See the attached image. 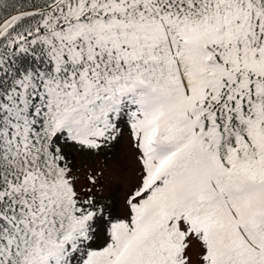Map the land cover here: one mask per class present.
I'll return each instance as SVG.
<instances>
[{"label":"snow or ice","instance_id":"6c2138e0","mask_svg":"<svg viewBox=\"0 0 264 264\" xmlns=\"http://www.w3.org/2000/svg\"><path fill=\"white\" fill-rule=\"evenodd\" d=\"M0 264H264V0H0Z\"/></svg>","mask_w":264,"mask_h":264},{"label":"rangeland","instance_id":"374dc122","mask_svg":"<svg viewBox=\"0 0 264 264\" xmlns=\"http://www.w3.org/2000/svg\"><path fill=\"white\" fill-rule=\"evenodd\" d=\"M126 137L127 134H125V139L115 144V146H107L95 155L86 152L73 151L72 159L74 171L79 170L77 172L79 180L83 182L85 173L89 172L93 168L102 169L104 167L105 161L111 163L112 158L115 155H124L125 153H128L130 155L131 149ZM105 175H107L106 172ZM100 183L103 186V191L101 194L103 196H110L112 193L110 187L107 184V181L102 180Z\"/></svg>","mask_w":264,"mask_h":264}]
</instances>
